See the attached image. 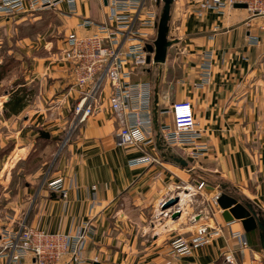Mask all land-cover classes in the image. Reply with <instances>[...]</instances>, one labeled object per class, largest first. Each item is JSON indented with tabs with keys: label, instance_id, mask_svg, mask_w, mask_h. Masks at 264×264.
<instances>
[{
	"label": "crops",
	"instance_id": "obj_1",
	"mask_svg": "<svg viewBox=\"0 0 264 264\" xmlns=\"http://www.w3.org/2000/svg\"><path fill=\"white\" fill-rule=\"evenodd\" d=\"M197 1H173L170 31L176 28L179 42L169 48L157 78L159 111L175 102L192 106L200 131L196 146L172 148L185 158L196 151L188 169L165 156L166 144L158 148L157 138L151 146L118 145V124L107 100L69 130L79 94L72 69L59 60L60 51L71 32H92L79 26L82 19L107 20L106 0L80 1L75 13L62 2L20 19L0 17V232L22 220L47 232L76 235L89 222L92 233L83 264H223L233 234L244 228L239 221L224 222L214 203L219 189L209 192L196 182L224 184L264 212V17L236 6L198 15ZM51 13L64 22L58 51L52 33H27L48 27L50 22L43 20ZM6 57L18 64L21 79L5 64ZM38 147L49 156L23 185L20 164ZM147 153L158 161L134 165ZM57 178H63L66 197L47 187ZM175 189L186 196L181 214L159 217L160 202ZM202 224L219 229V235L189 254L174 256L171 240L189 236ZM245 236L250 248L241 252L240 263L252 264L255 256L264 260L259 232ZM0 264H8L1 255ZM24 264H33L32 259Z\"/></svg>",
	"mask_w": 264,
	"mask_h": 264
},
{
	"label": "built area",
	"instance_id": "obj_2",
	"mask_svg": "<svg viewBox=\"0 0 264 264\" xmlns=\"http://www.w3.org/2000/svg\"><path fill=\"white\" fill-rule=\"evenodd\" d=\"M80 1L86 0H0V14H29L54 8L62 2L69 5L70 13H75ZM106 1L110 8L107 20L82 19L79 26L91 28L92 32L68 35L62 49L61 62L72 69L79 94L71 128L75 129L99 112L103 100H107L118 124L117 144L151 146L156 141L154 99L152 85L143 74L151 54L147 45H153L157 35L158 0L149 2L150 6H147V0ZM237 4L244 6L253 17H264V0H198L194 12L198 15L208 11L222 13L225 8H233ZM175 30L170 31L173 38L177 37ZM254 39L257 42L258 37ZM207 79L208 73L203 76V81ZM160 115L159 130L166 147L191 148L200 137L190 102L172 103L161 110ZM193 153V157L197 156L196 151ZM157 161L153 153H147L132 162L140 165ZM204 185L202 182L199 188ZM47 187L62 197L67 196L63 178L49 180ZM180 193L177 194L180 197L178 206L163 209L167 200L160 202L159 217H170L182 210ZM219 232V229L202 224L189 236L181 234L174 237L170 242L171 253L176 257L189 254ZM91 233L89 222L76 235L62 231L47 232L28 226L25 221L13 222L1 229L0 255L7 259L8 264H24L27 257L33 264H83V253ZM231 240L233 244L223 254L222 263L241 264V252L250 248L249 241L244 231L235 232ZM252 264H264V260L255 256Z\"/></svg>",
	"mask_w": 264,
	"mask_h": 264
},
{
	"label": "water",
	"instance_id": "obj_3",
	"mask_svg": "<svg viewBox=\"0 0 264 264\" xmlns=\"http://www.w3.org/2000/svg\"><path fill=\"white\" fill-rule=\"evenodd\" d=\"M174 0H159L158 5L162 4V11L157 23V36L153 45H147V51L153 54L151 58L148 55L147 62L151 61L154 64H163L167 60L168 50L174 44H177L179 40L177 38H172L170 36V14L171 8ZM236 7H244L240 4H237ZM154 123L156 129V138L158 139V148L161 147V134L159 130L158 123V102H159V87L158 83L155 86L154 90ZM41 136L49 137V134L46 132H41ZM165 151V156H167L172 162L181 166L184 169L189 168V164L193 162V157H183L179 154H174L170 147L163 146ZM196 185L201 186V182L197 181ZM205 190L209 192H215L219 189V193L214 198V203L221 209L222 218L224 222L231 223L234 221H239L246 233H251L254 231L259 232V240L261 247L264 250V212L259 209V204L257 202H251L246 199H242L240 196L231 193L228 190V186L224 184H215L211 185L206 183L204 185ZM180 200L179 196L172 197L164 204L163 209L170 208L171 206L177 204ZM181 211L176 212L173 217H179Z\"/></svg>",
	"mask_w": 264,
	"mask_h": 264
},
{
	"label": "rangeland",
	"instance_id": "obj_4",
	"mask_svg": "<svg viewBox=\"0 0 264 264\" xmlns=\"http://www.w3.org/2000/svg\"><path fill=\"white\" fill-rule=\"evenodd\" d=\"M159 1V0H158ZM149 2H152V0H147V6L149 5ZM150 6V5H149ZM157 6H158V12H159V15L161 14V9H162V4L159 6L158 5V2H157ZM52 9V8H51ZM47 10V9H46ZM48 11V10H47ZM38 12V11H37ZM34 13H36V12H34ZM53 14V15H52ZM30 16V13L29 14H19V15H15V16H5V15H3V14H0V17L2 16V17H6V18H12V19H20L21 17L20 16ZM46 15V17H44V20H43V22H45V23H48V22H50L49 24H48V27H37V28H33V30L32 31H27V33H28V35H32V34H40V35H43V36H45V35H47V36H50V34L52 33V36H54L55 38H54V40L56 39V40H58L59 42L55 45V47H54V49L56 50V51H58V49H57V47L60 45V41H63V39H64V35L65 34H63L64 33V30L61 32V29H62V27L64 26V22H62V24L60 23V21H57V18L55 19V14L54 13H51L50 15H47V14H45ZM31 16H33V15H31ZM170 17H171V14H170ZM73 33H75V32H71L70 34H73ZM69 34V35H70ZM157 36V35H156ZM66 37V36H65ZM173 38V37H172ZM177 38V37H176ZM67 39V38H66ZM178 39V38H177ZM65 41V40H64ZM174 45H176V44H174ZM173 45V46H174ZM173 46H171V47H173ZM64 47H65V42H64ZM63 47V48H64ZM62 48V49H63ZM62 49H61V51H60V57H59V60L61 61V56H62ZM150 56H151V54H149ZM151 58H152V56H151ZM167 58H168V56H167ZM63 63V62H62ZM5 64L6 65H8V67H10V68H12V69H16L18 72H19V75H18V78L19 79H21L22 78V76H21V74H22V71L20 70V68L18 67V64L15 62V60L13 59V57H6V59H5ZM3 65V67L4 66H6V65ZM64 64V63H63ZM164 64H166V62L165 63H163V64H154L152 61L150 62V63H147V65L145 66V68H146V70H145V72H144V74H143V76H145L146 78H147V80H149V82H150V84L152 85V90H153V99H154V90H155V86H156V84L159 82L158 81V79L157 78H159V70H160V68L162 67V66H164ZM18 81H20V80H18ZM16 82V81H15ZM9 84H11V82L9 83ZM14 84V83H13ZM161 111V110H160ZM160 111H159V115H160ZM158 115V116H159ZM161 120V119H160ZM158 123H159V118H158ZM69 130H74V128H71L70 127V129ZM66 142H67V139L65 138L64 139V141H63V143L60 145V147L59 148H56V150H54V152L52 153L53 154V159H56L57 157H58V155L60 154V152H61V150H63V148H64V145L66 144ZM43 154V156H41V155ZM47 154H48V156H49V152H47ZM46 153H45V151H44V153L42 152V148H40V147H38L37 149H36V151H34V152H30L29 153V155H28V157H27V159H26V161H23V162H21V164H20V168L22 169V174H21V176H20V178L22 179V184L24 185V182L25 181H28L29 179L27 178V176L30 174V173H33V172H35L36 171V169L37 168H41V165H42V162L46 159L45 157H46V155H47ZM50 156H51V154H50ZM40 161H42V162H40ZM46 170V168H44V171ZM48 173V171L46 172V176L45 177H47V174ZM189 178V177H188ZM198 181H200V180H198ZM201 182V181H200ZM202 183V182H201ZM213 185V184H212ZM203 188H204V186H202ZM201 187V188H202ZM181 192V190H178V189H175V190H173V191H171L169 194H167V196H168V198L170 197V196H172V197H176V196H178L177 194L178 193H180ZM203 192V194H205V192L204 191H202ZM180 201V200H179ZM179 203V202H178ZM178 203L177 204H175V205H173V206H171V207H174V206H178ZM170 207V208H171ZM183 207V206H182ZM168 209V208H167ZM158 211H160V208H159V206H158ZM22 220H18V221H16V222H21ZM9 222H12V221H9ZM7 226H8V224H7Z\"/></svg>",
	"mask_w": 264,
	"mask_h": 264
},
{
	"label": "bare ground",
	"instance_id": "obj_5",
	"mask_svg": "<svg viewBox=\"0 0 264 264\" xmlns=\"http://www.w3.org/2000/svg\"><path fill=\"white\" fill-rule=\"evenodd\" d=\"M180 195H181V198H182V200H181V204H184V198L186 197L183 193H180ZM185 196V197H184Z\"/></svg>",
	"mask_w": 264,
	"mask_h": 264
}]
</instances>
